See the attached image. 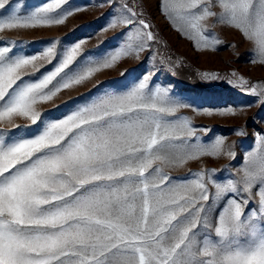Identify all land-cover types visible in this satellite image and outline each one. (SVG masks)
Wrapping results in <instances>:
<instances>
[{
  "label": "snow or ice",
  "instance_id": "1",
  "mask_svg": "<svg viewBox=\"0 0 264 264\" xmlns=\"http://www.w3.org/2000/svg\"><path fill=\"white\" fill-rule=\"evenodd\" d=\"M67 3L51 0L21 15V5L0 0V31L63 24L81 10L61 8ZM121 7L126 15L102 30L131 26L121 33L127 41L95 57L79 58L84 40L59 52L50 41L34 54L0 41V264H264V136L238 179L221 182L201 171L175 182L180 178L153 165L236 153L223 138L202 142L187 118L172 119L188 105L150 86L149 75L98 86L94 99L41 119L38 105L138 56L155 39L136 12ZM163 7L187 24L197 48L220 43L201 23L216 17L239 31L253 45L252 62L264 65V0H164ZM40 60L56 63L31 79ZM253 199L258 210L245 211Z\"/></svg>",
  "mask_w": 264,
  "mask_h": 264
},
{
  "label": "rangeland",
  "instance_id": "2",
  "mask_svg": "<svg viewBox=\"0 0 264 264\" xmlns=\"http://www.w3.org/2000/svg\"><path fill=\"white\" fill-rule=\"evenodd\" d=\"M10 2L21 5L20 14L23 15L51 0ZM125 3L137 13V19H143L149 25L148 31L155 39L148 42L138 56L123 57L90 80L65 89L51 101L38 105L41 119L59 118L68 112L66 106L75 108L84 103V98L94 99L98 86L103 91L149 75L150 86L173 88L175 92L170 95L188 105L178 109L172 119L187 118L202 142L223 138L225 147L231 145L236 153L235 158L222 153L218 157L201 156L183 164H161L157 161L153 168L159 165L170 177L180 178L175 182H182L183 178H191V173L201 171L208 172L212 180L221 182L229 178L238 179V170L243 166L247 153L255 150L259 136H264V65L253 63L256 59L252 54L253 45L239 31L218 23L216 17H209L201 23L206 28L204 34L210 39H218L220 43L214 47L197 48L196 42L186 34L187 24L179 18H170L164 10V0H68L61 8L81 10L75 11L63 24L0 31V41L19 42L13 52L19 48L25 54H34L46 48L50 41L57 42L59 52L84 40L79 58L95 57L127 41L121 33L127 32L131 26L118 25L102 30L112 19L126 15L121 7ZM213 10L220 11L219 8ZM3 13L4 10H0V15ZM172 15L175 17V13ZM55 63L56 60L52 63L37 61L42 67L31 79H37ZM26 71L32 70L29 68ZM25 79L29 76L25 75ZM252 88H256L255 93ZM229 109L232 111L229 112ZM17 123L24 125L29 122L21 119ZM38 125L39 122L31 128L35 129ZM240 131L244 135H238ZM209 189L210 193L215 192L211 184ZM241 195L247 199L246 194ZM220 203L222 201L217 202V207ZM249 207L258 210L257 199L250 201L245 211Z\"/></svg>",
  "mask_w": 264,
  "mask_h": 264
},
{
  "label": "bare ground",
  "instance_id": "3",
  "mask_svg": "<svg viewBox=\"0 0 264 264\" xmlns=\"http://www.w3.org/2000/svg\"><path fill=\"white\" fill-rule=\"evenodd\" d=\"M167 87H168V86H167ZM166 89H167V88H166ZM168 90L170 91L169 94H171L172 92H175V90H174L173 88H169Z\"/></svg>",
  "mask_w": 264,
  "mask_h": 264
}]
</instances>
